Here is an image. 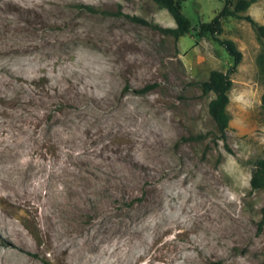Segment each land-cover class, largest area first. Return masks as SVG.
<instances>
[{
	"label": "rangeland",
	"instance_id": "1",
	"mask_svg": "<svg viewBox=\"0 0 264 264\" xmlns=\"http://www.w3.org/2000/svg\"><path fill=\"white\" fill-rule=\"evenodd\" d=\"M224 2L183 0L175 38L154 0H0V264H264V35L246 18L217 34L242 53L224 138L199 86L233 63L199 33ZM241 13L264 24V0Z\"/></svg>",
	"mask_w": 264,
	"mask_h": 264
},
{
	"label": "trees",
	"instance_id": "2",
	"mask_svg": "<svg viewBox=\"0 0 264 264\" xmlns=\"http://www.w3.org/2000/svg\"><path fill=\"white\" fill-rule=\"evenodd\" d=\"M158 6L166 8L172 15L175 25L162 26L154 23L153 25L165 33L173 35L175 38L187 33L191 26V19L182 11L183 0H154ZM255 0H225L222 8L209 20L199 24V33L202 35L210 34L215 37L233 57V63L228 72L221 69H212L206 79L199 81V86L204 93L212 92L213 97L208 102V112L215 122V134L219 138L225 137V132L229 124L230 115L227 111L229 101L228 91L232 86L230 71L235 70V66L240 62L242 53L230 38H219L217 34L222 30V18L229 15L246 18L252 23L258 32L259 38L264 35V24L256 22L250 14H242ZM93 8V6H90ZM145 22V19L139 18ZM262 41V51L258 55V60L264 70V39ZM262 104H264V92L262 94ZM252 188H264V156L255 160L249 179Z\"/></svg>",
	"mask_w": 264,
	"mask_h": 264
},
{
	"label": "bare ground",
	"instance_id": "3",
	"mask_svg": "<svg viewBox=\"0 0 264 264\" xmlns=\"http://www.w3.org/2000/svg\"><path fill=\"white\" fill-rule=\"evenodd\" d=\"M32 166V165H31ZM20 167V166H19ZM30 167V166H29ZM24 171V170H23ZM20 182V181H19ZM12 184V183H11ZM16 186V185H15ZM20 186V185H19ZM14 187V186H13ZM13 189V188H12ZM15 189V188H14ZM21 189V188H20ZM72 197V196H71ZM66 199V198H65ZM76 199V198H75ZM58 200H61V198L59 199L58 198ZM69 200H71L70 198H69ZM76 202V201H75ZM61 205V204H60ZM59 205V206H60ZM72 205V204H71ZM64 209V208H63ZM80 210V209H79ZM67 213V212H66ZM70 213V212H69ZM69 220V219H68ZM72 221V220H71ZM70 221V222H71ZM78 221V220H77ZM8 222V221H7ZM11 224V223H10ZM74 224V223H73ZM13 225V224H12ZM71 225H72V222H71ZM14 226V225H13ZM15 227V226H14ZM77 227V226H76ZM13 233V232H12ZM21 236V235H20ZM22 236H24V235H22ZM14 238H15V236H14ZM18 238H20V237H18ZM22 239V238H21ZM23 241H25L24 239H23ZM3 246H6V252L10 255V256H12V255H18L21 251H27V247H25L18 239L16 240V239H14V240H11V241H9V242H6V244L5 245H3ZM27 248V249H26ZM67 261V260H66ZM18 262V261H17ZM32 262V261H31ZM63 263V262H62ZM61 263V264H62ZM15 264H18V263H15ZM27 264H30V263H27ZM66 264V263H65Z\"/></svg>",
	"mask_w": 264,
	"mask_h": 264
}]
</instances>
